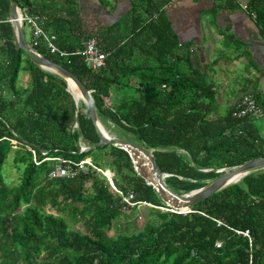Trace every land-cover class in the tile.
<instances>
[{
  "label": "trees",
  "instance_id": "trees-1",
  "mask_svg": "<svg viewBox=\"0 0 264 264\" xmlns=\"http://www.w3.org/2000/svg\"><path fill=\"white\" fill-rule=\"evenodd\" d=\"M17 1L25 14L47 16L45 29L69 55L52 54L44 45L38 51L92 90L102 123L110 121L153 149L175 191L199 189L220 175L217 170L264 156L255 119L234 117V107L219 110L215 62L203 61L194 43L182 42L175 31L170 10L181 0H126L127 10L97 32L85 18L88 1ZM94 1L112 14L125 0ZM244 5L264 38V0H214L209 13ZM10 16V0H0V264H264V169L190 212L170 210L127 150L108 144L81 151L100 141L87 105L77 107L63 77L17 49ZM95 36L108 53L98 69L77 53L84 39ZM22 71L29 77L21 88ZM263 89L246 87L243 94L264 109ZM43 152L77 162L92 158L119 190L152 204L146 224L138 232L111 234L140 203L128 206L92 166L51 179ZM11 156L20 172L16 184L5 176Z\"/></svg>",
  "mask_w": 264,
  "mask_h": 264
},
{
  "label": "crops",
  "instance_id": "crops-1",
  "mask_svg": "<svg viewBox=\"0 0 264 264\" xmlns=\"http://www.w3.org/2000/svg\"><path fill=\"white\" fill-rule=\"evenodd\" d=\"M123 3L118 6L121 10ZM213 5L214 0H181L172 20L182 42H193L203 61L215 62L212 77L221 111L234 107L246 87L264 88V38L244 7L212 15Z\"/></svg>",
  "mask_w": 264,
  "mask_h": 264
},
{
  "label": "water",
  "instance_id": "water-1",
  "mask_svg": "<svg viewBox=\"0 0 264 264\" xmlns=\"http://www.w3.org/2000/svg\"><path fill=\"white\" fill-rule=\"evenodd\" d=\"M10 4V19L15 29L17 49H23L29 55L31 60L39 65L42 69L63 77L67 81L68 90L72 93L75 104L78 107L79 103L77 97L70 90V85L68 82V79H70L78 88L80 96L83 98V102L88 107L91 118L99 133L100 141L91 147L83 145L82 151H88L108 144L119 146L127 150L133 160V163L135 164L136 171L144 179H146L149 184L156 188L162 200L167 206L170 207V210L177 212H190L192 206L198 202L211 197L220 190L233 184L231 181L235 177L241 175L243 178L253 171L264 169V156L253 158L234 167L217 170V172H220V175L208 181L205 186L199 189H195L188 193H179L175 191L166 183V178L169 177L170 174L163 172L153 153V149H149L145 145L129 138L111 136L104 128L98 116L92 96V90H89L87 86L79 79V77L76 76L71 70L31 48L27 39L25 26L21 21V8L18 4V1L10 0ZM49 68L53 69L54 71L48 70ZM204 171L210 172L212 169H205ZM105 175L109 178H112V175L109 171H105Z\"/></svg>",
  "mask_w": 264,
  "mask_h": 264
},
{
  "label": "built area",
  "instance_id": "built-area-1",
  "mask_svg": "<svg viewBox=\"0 0 264 264\" xmlns=\"http://www.w3.org/2000/svg\"><path fill=\"white\" fill-rule=\"evenodd\" d=\"M243 7L244 9H246L247 6L244 5ZM253 17H255V15H253ZM21 21L25 28L28 27L30 30L29 44L33 50L39 52L37 48L44 45L52 54L59 55L60 57H66L69 55L67 51L62 50L58 47L55 42V35L51 34L45 29L47 16L39 14L27 15L21 9ZM77 53L81 54L84 57V61L87 66L93 69L103 67L106 63V58L108 55V53H106L101 47L99 38L96 36L84 39L83 48ZM163 86L165 87V85ZM233 116L237 118L257 120L264 116V109L261 107V105H259L256 98L252 94L245 93L235 104ZM75 127H77V124L75 125ZM43 154L46 155L43 161H50L52 164V168L48 174L51 179L75 176L80 171L86 170L88 166H92L98 171L105 174V171L103 169L97 167L93 163L92 158H85L77 162L72 159L64 158L62 156H48L47 152H43ZM35 160L37 161V157H35ZM38 163H40V161H38ZM109 180L113 189L122 195L123 202H125L128 206L134 207L139 203L147 204L150 206L152 205L151 203H147L145 201L136 202L134 193L129 192L125 194L115 186L112 178H109ZM244 234L249 236V231H245Z\"/></svg>",
  "mask_w": 264,
  "mask_h": 264
},
{
  "label": "rangeland",
  "instance_id": "rangeland-1",
  "mask_svg": "<svg viewBox=\"0 0 264 264\" xmlns=\"http://www.w3.org/2000/svg\"><path fill=\"white\" fill-rule=\"evenodd\" d=\"M91 2L90 4L95 5L94 7H91V5H87V9L84 11L85 18L88 21L89 27L92 31H99L102 25L114 21L118 15H120L123 10H127L128 6H126V2L123 1L124 7L122 10L120 8L116 9L112 14H108L97 1L94 0H83ZM170 16L174 19L175 22V6L170 10ZM101 18V21H98L96 19ZM27 39L30 41V30L28 27L25 28ZM97 34V33H96ZM28 77L29 74L25 71H22L19 76L18 80V86L24 87L28 84ZM226 110H221L222 113H224ZM106 131L111 136L116 137H122V138H130L132 139V134L129 132L124 131L123 129L116 127L113 123L110 121H105V123H102ZM255 125L257 126L258 130L264 135V116L260 119L255 120ZM8 166L5 170V176L10 184H16L19 182V171L14 166V163L12 161V156L9 158ZM210 181V180H209ZM208 183V182H207ZM149 207L150 205L146 204H140L138 209L132 213L128 218L121 217L119 220L115 223V228L110 232L111 234L119 233V232H138L140 231L143 226L146 224V222L149 219ZM77 227L82 228L81 224H78Z\"/></svg>",
  "mask_w": 264,
  "mask_h": 264
},
{
  "label": "bare ground",
  "instance_id": "bare-ground-1",
  "mask_svg": "<svg viewBox=\"0 0 264 264\" xmlns=\"http://www.w3.org/2000/svg\"><path fill=\"white\" fill-rule=\"evenodd\" d=\"M48 70H50V71H54L53 69H51V68H49ZM68 82H69V85H70V90L75 94V96L77 97V100H78V103L80 102V101H83V98L80 96V92H79V90H78V88L75 86V84L70 80V79H68ZM83 149H81V151H82ZM83 152V151H82ZM240 179H242V176L241 175H239V176H237V177H235L232 181H231V183H234V182H239V180Z\"/></svg>",
  "mask_w": 264,
  "mask_h": 264
}]
</instances>
